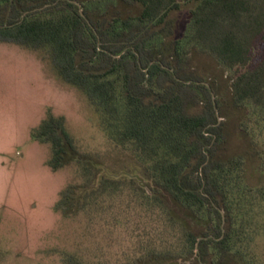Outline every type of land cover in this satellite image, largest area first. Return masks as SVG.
I'll return each mask as SVG.
<instances>
[{"label":"trees","instance_id":"1","mask_svg":"<svg viewBox=\"0 0 264 264\" xmlns=\"http://www.w3.org/2000/svg\"><path fill=\"white\" fill-rule=\"evenodd\" d=\"M126 1L141 14H103L82 0H0V42L47 52L148 182L103 178L93 187L96 168L79 159L82 187L69 186L57 209L125 228L134 241L125 264H259L253 246L264 230V186L249 184L244 156H217L224 124L192 54L212 55L231 74L235 107L263 112L264 0ZM187 3L194 8L184 35L165 42L169 7ZM32 135L51 146L53 170L71 164L63 117L48 116ZM64 263L91 264L71 254Z\"/></svg>","mask_w":264,"mask_h":264},{"label":"rangeland","instance_id":"2","mask_svg":"<svg viewBox=\"0 0 264 264\" xmlns=\"http://www.w3.org/2000/svg\"><path fill=\"white\" fill-rule=\"evenodd\" d=\"M82 2L103 14L136 17L142 11L139 3L126 0ZM193 8L192 3L169 7V28L159 26L166 27L165 42L184 35ZM48 56L45 51L0 42V264H65L67 254L91 264H125L134 251L125 228L107 227L104 221L91 223L84 213L67 218L57 205L69 186L82 187L79 159L94 164L93 187L103 178L131 179L143 186L148 182L134 155L114 145L101 114L80 89L58 76ZM192 57L195 70L212 86L219 104L226 140L217 156H244L249 184L264 186V111L235 107L231 74L212 55L195 51ZM50 115L65 119L75 146L67 156L71 164L58 171L49 165L51 146L32 135ZM83 193L80 189L77 195ZM190 224L198 234L205 230L203 223ZM253 252L264 264L263 229Z\"/></svg>","mask_w":264,"mask_h":264}]
</instances>
